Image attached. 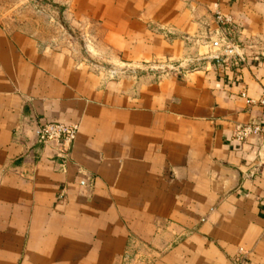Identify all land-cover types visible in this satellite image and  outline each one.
<instances>
[{"label": "crops", "instance_id": "obj_1", "mask_svg": "<svg viewBox=\"0 0 264 264\" xmlns=\"http://www.w3.org/2000/svg\"><path fill=\"white\" fill-rule=\"evenodd\" d=\"M59 1L112 62H182L223 38L233 54L109 73L0 19V264H264V139L234 137L263 122L264 0ZM53 121L79 126L64 171L37 142Z\"/></svg>", "mask_w": 264, "mask_h": 264}, {"label": "rangeland", "instance_id": "obj_2", "mask_svg": "<svg viewBox=\"0 0 264 264\" xmlns=\"http://www.w3.org/2000/svg\"><path fill=\"white\" fill-rule=\"evenodd\" d=\"M66 7L59 0H0V19L9 27L18 25L33 34L41 44L55 51L67 52L89 67L109 73L144 75L154 73V68L158 66L175 67L187 61L138 66L109 61L102 47H96L94 28L69 19L65 15ZM230 43L227 38H223L222 46L215 49L221 52L230 48ZM197 65L189 63L184 69Z\"/></svg>", "mask_w": 264, "mask_h": 264}, {"label": "built area", "instance_id": "obj_3", "mask_svg": "<svg viewBox=\"0 0 264 264\" xmlns=\"http://www.w3.org/2000/svg\"><path fill=\"white\" fill-rule=\"evenodd\" d=\"M217 23L226 28L229 19L220 13L216 14ZM227 29V28H226ZM262 110L263 122L257 124H239L235 127L234 137L236 140L243 141L248 136H260L264 139V96L255 102ZM79 126L77 124H66L62 122H43L38 126L37 142L43 146H53L55 155L60 159L61 170L64 171L69 160V149L72 147ZM126 250L121 257L119 264H143L142 260ZM140 261V262H139Z\"/></svg>", "mask_w": 264, "mask_h": 264}, {"label": "water", "instance_id": "obj_4", "mask_svg": "<svg viewBox=\"0 0 264 264\" xmlns=\"http://www.w3.org/2000/svg\"><path fill=\"white\" fill-rule=\"evenodd\" d=\"M233 54V50L231 49H226V50H222L219 53L216 54H212L209 56H204V57H200V58H195V59H191V60H187L185 62H182L181 64L177 65V66H168L167 68H165V66H158L155 67V72H161V73H165L168 71H178L181 69H184L186 67L187 64L189 63H202V62H206V61H213V60H219L223 57H227L229 55Z\"/></svg>", "mask_w": 264, "mask_h": 264}]
</instances>
